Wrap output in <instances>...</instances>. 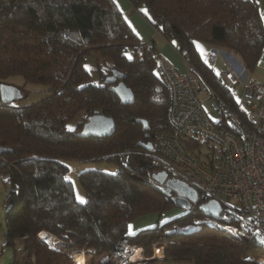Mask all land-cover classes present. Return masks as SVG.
I'll return each instance as SVG.
<instances>
[{"label": "trees", "instance_id": "trees-1", "mask_svg": "<svg viewBox=\"0 0 264 264\" xmlns=\"http://www.w3.org/2000/svg\"><path fill=\"white\" fill-rule=\"evenodd\" d=\"M129 1L175 42L187 70L199 72L237 108L196 42L230 50L252 72L264 51V20L255 0ZM157 63L155 40H142L116 0H0V81L21 75L50 91L27 105L0 100V145L5 147L0 177L9 185L5 245L12 247V264H78L74 249H92L90 264H112L108 252L123 236L143 246L146 256L152 255L153 243H165L166 260L264 264V232L241 227L230 232L220 223L238 224V210L229 219L221 213L208 216L199 209L205 196L190 208L177 207L171 199L175 193L161 191L152 177L158 171L170 174L153 163L142 143L153 145L158 132L172 131L169 88ZM120 81L132 89V103H122L113 90ZM79 112L87 115L82 124L93 113L113 117L115 131L79 135L78 127H68ZM137 119L147 120L148 128ZM67 159L111 161L117 170L79 172L86 195L82 203L67 177ZM142 160L151 166L141 170ZM174 208L180 213L128 234L136 218ZM44 230L57 242L40 238ZM90 254L87 250L85 263Z\"/></svg>", "mask_w": 264, "mask_h": 264}, {"label": "built area", "instance_id": "built-area-1", "mask_svg": "<svg viewBox=\"0 0 264 264\" xmlns=\"http://www.w3.org/2000/svg\"><path fill=\"white\" fill-rule=\"evenodd\" d=\"M221 54L219 76L231 90L237 108L229 106L199 72L181 71L158 59V71L169 88L172 131L158 132L150 153L153 163L168 172V177L186 181L199 197L218 200L225 218L238 210L239 223L222 225L226 230L237 232L241 227L264 232V80L247 76L235 53ZM218 61L217 51H212L208 57L212 70ZM240 86L243 95L237 99L235 90ZM205 105L216 113L215 118ZM41 233L40 238L47 240ZM156 243L152 255L146 256L143 246L123 236L109 250L108 258L112 264L153 258L156 246L163 248L164 244ZM71 255L75 258L73 251Z\"/></svg>", "mask_w": 264, "mask_h": 264}, {"label": "rangeland", "instance_id": "rangeland-1", "mask_svg": "<svg viewBox=\"0 0 264 264\" xmlns=\"http://www.w3.org/2000/svg\"><path fill=\"white\" fill-rule=\"evenodd\" d=\"M255 1L257 2L259 6L260 12L262 14V18L264 20V0H255ZM125 15L128 16V12H125ZM151 39L155 40L157 50H158V47L161 48L164 42H168L166 38H163L159 34H154V36ZM170 43L173 45L172 42ZM196 45H197L198 51L200 52V55L206 60H208L209 54L212 52L213 49L217 51V54L219 55V61L215 64L214 70L217 73H219L222 69V64H221L222 54L221 53L222 52L231 53V51L222 46L212 45L204 41H197ZM184 61L186 62V60ZM247 76H254L259 79L264 80V51L255 69L252 72L249 71ZM2 82L16 85L22 91V97H20L17 100L12 101L14 104H20V105L31 104L33 102H37L45 98L50 92L48 85L42 84L39 82H26L21 75H11V76L5 77L3 80L0 81V83ZM235 91H236V98L241 99L243 95V87L240 86ZM205 108L207 109L211 117L215 118L217 116L216 113L213 110H211L207 105H205ZM86 116L87 115H85L84 112H79L74 118L69 120L68 127L70 128L78 127L77 129L79 132V130L81 129L83 125L81 122L84 120ZM65 162L69 166L67 177L70 180H72L74 183L76 197H77V193H79V195L83 197L84 200L86 199V195H85L84 187L78 179L79 172H81L84 169H90V168H99V169H103V170L110 171V172H115L117 170V166L114 162L106 161V160L96 161V160H83V159H67L65 160ZM7 191L9 193V186L5 184L3 180L0 178V262L2 263L12 262V247L5 245L6 234L8 231V224L6 221V212L9 207L8 203L6 202ZM220 223L227 224L224 222H220ZM54 240H52V238H47V241L49 242L55 243ZM16 242L18 245L22 244L21 239H18ZM155 245H157V243ZM78 250L80 249L72 250L73 255ZM154 251H155V248H154Z\"/></svg>", "mask_w": 264, "mask_h": 264}, {"label": "water", "instance_id": "water-1", "mask_svg": "<svg viewBox=\"0 0 264 264\" xmlns=\"http://www.w3.org/2000/svg\"><path fill=\"white\" fill-rule=\"evenodd\" d=\"M115 75L118 77H123L124 74L115 71ZM113 76L112 80H115ZM113 90L120 98L122 103H132L134 101V93L130 87L124 82H118L113 86ZM22 97V91L19 87L6 82L0 83V98L3 103H11L14 100ZM141 122L145 128H148V121L145 119H137ZM115 121L113 117L108 116L104 113H94L88 116L87 120L83 123L78 134L81 136H108L115 131ZM142 145L148 149L152 150L153 145L151 142L142 143ZM5 147L0 145V152H2ZM151 166V162L147 160H142L138 164L141 170H146ZM152 177L158 182V187L164 193L171 195L172 192L175 195L171 196V199L175 206L180 208H190L192 203L199 200V194L197 190L188 184L186 181L168 177L165 172L158 171L152 174ZM199 209L208 216L216 217L222 212V205L216 199H207L199 204ZM45 238H48V234L45 232ZM50 238V237H49ZM261 239V237H259Z\"/></svg>", "mask_w": 264, "mask_h": 264}, {"label": "crops", "instance_id": "crops-1", "mask_svg": "<svg viewBox=\"0 0 264 264\" xmlns=\"http://www.w3.org/2000/svg\"><path fill=\"white\" fill-rule=\"evenodd\" d=\"M116 1L119 5L120 9L123 11L124 15H125V12H128V16L125 15V17L129 21V23L132 25V27L136 30V32L142 38L143 41H147V40L151 39L154 36V34L161 35L148 22V20L133 7V5L131 4V2L129 0H116ZM168 42H164L162 45L163 47L161 46V48L158 47V50L156 49V53L158 54V59H165L167 62H169L170 64H172L173 66H175L179 70L187 71L188 66H187V63L184 61L185 60L184 57L174 47V45H172L170 42L169 43ZM212 51H216V50L213 49ZM7 195H8V191H7ZM178 213H180V209H177V208L170 209L166 212H163L162 214L157 213V212H152V213H148V214H145L143 216L136 218L135 220H133L130 223V225L133 226L132 231L135 233L142 228L155 225L158 221L167 220L171 216L176 215ZM41 232H46L48 234V236L50 238H52V240H54V239L56 240V241L54 240V242H57L58 238L56 236H54L52 233L45 231V230L41 231ZM128 232H129V230H128ZM162 246H163V248H162L163 255L159 254L160 256H155L153 258H146L145 260L139 259L137 262H135L133 264H190L191 263L190 261L187 262L185 260L180 261V260L162 259L164 256L165 243ZM82 250H85V249H82ZM87 250L91 254L89 255V257H87L86 263H85V256H84V260H81V261H83V264H90L91 258L93 257V250L92 249H87ZM78 251H80V250H78ZM152 259L155 261L147 262L148 260H152ZM10 264H12V263H10Z\"/></svg>", "mask_w": 264, "mask_h": 264}, {"label": "bare ground", "instance_id": "bare-ground-1", "mask_svg": "<svg viewBox=\"0 0 264 264\" xmlns=\"http://www.w3.org/2000/svg\"><path fill=\"white\" fill-rule=\"evenodd\" d=\"M41 236L44 237L45 236V232H42ZM139 252H140L139 250L136 252V255L134 256L135 258L138 256V254H140ZM86 254H87V250H84V252L80 250V251H76L74 255L77 258V260L79 262H81V260H84V256H86ZM156 254H157V256L159 254H162V248L161 247L156 246Z\"/></svg>", "mask_w": 264, "mask_h": 264}, {"label": "snow or ice", "instance_id": "snow-or-ice-1", "mask_svg": "<svg viewBox=\"0 0 264 264\" xmlns=\"http://www.w3.org/2000/svg\"><path fill=\"white\" fill-rule=\"evenodd\" d=\"M144 11H146V10H144ZM173 43H175V42H173ZM80 202H82V203H84L85 202V200H84V198L83 197H81L80 195H79V193H77V197H76ZM132 225H129V235H134L135 233L132 231ZM81 264H83V262H81Z\"/></svg>", "mask_w": 264, "mask_h": 264}, {"label": "clouds", "instance_id": "clouds-1", "mask_svg": "<svg viewBox=\"0 0 264 264\" xmlns=\"http://www.w3.org/2000/svg\"><path fill=\"white\" fill-rule=\"evenodd\" d=\"M49 238V237H48Z\"/></svg>", "mask_w": 264, "mask_h": 264}]
</instances>
